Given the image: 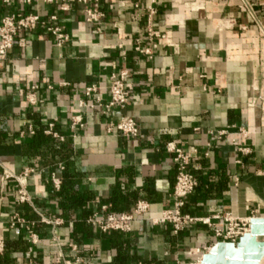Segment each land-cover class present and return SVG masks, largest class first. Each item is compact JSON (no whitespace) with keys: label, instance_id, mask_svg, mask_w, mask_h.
I'll list each match as a JSON object with an SVG mask.
<instances>
[{"label":"crops","instance_id":"crops-1","mask_svg":"<svg viewBox=\"0 0 264 264\" xmlns=\"http://www.w3.org/2000/svg\"><path fill=\"white\" fill-rule=\"evenodd\" d=\"M5 1L0 0V23L8 14L54 15L70 41L59 48L44 29L23 32L9 59L0 62V240L5 246L0 264H61V254L79 255L84 264L194 263L198 256L190 253L216 242L208 228L194 225L174 236L168 226L147 220L174 205L176 168L166 152L170 142L186 151L212 144L209 158L190 167L199 187L185 208L194 216L222 212L264 218V0H156L154 28L166 33L174 47L159 46L152 61L135 52L124 35H146L153 0H100L106 13L101 32L86 22L85 6L76 2L64 13L42 1L29 7ZM121 1L127 2L124 8ZM243 1L255 16L241 10ZM120 71L131 75L133 100L125 110H107L110 77ZM33 85L40 87L37 107L25 101ZM91 86L98 93L86 98L84 90ZM77 116L83 128L73 126ZM125 116L137 121L140 136L106 135V126ZM49 123L63 141L45 134ZM41 128L51 143L34 149L35 130ZM227 128L231 135L221 143L208 134ZM239 128L248 131L247 139ZM53 145L57 154L50 151ZM238 147L251 154L241 155ZM3 168L14 174L38 169L41 174L28 180L34 205L47 218L63 222L56 228L38 224L37 247L30 246L24 228H9L17 213L31 221L39 217L16 205V183L2 180ZM53 172L73 177L71 194L54 190ZM74 196L84 198V210L66 208ZM117 197L124 210L120 214L132 213L138 202L150 204L149 214L119 239L88 224L94 214H105L104 208L114 213L111 203Z\"/></svg>","mask_w":264,"mask_h":264},{"label":"built area","instance_id":"built-area-1","mask_svg":"<svg viewBox=\"0 0 264 264\" xmlns=\"http://www.w3.org/2000/svg\"><path fill=\"white\" fill-rule=\"evenodd\" d=\"M34 1H42L48 4H56L61 12H69V5L71 3H79L85 6L86 22L95 26L97 32H101L100 24L106 19V13L100 8V0H19L22 7H29ZM6 0L5 3H9ZM121 7H125L127 2L121 1ZM157 4L156 0H153L151 6L148 7L146 35L144 37H134L130 35H124V39L130 42L134 51L137 52L143 58L152 61L154 58V51L159 46L174 47V44L170 41L166 33L155 30L153 18L157 11L154 5ZM241 10L249 13L251 16H255V12L250 4L242 2ZM135 9L140 10L139 6H135ZM138 18V16L136 15ZM58 22L57 16H50L47 19H43L37 13H17L6 15L0 23V62H5L9 59V56L14 49L18 37L23 32L36 31L38 29H44L54 39L56 45L61 48L65 46L69 41V36L65 33L62 27L56 25ZM118 34H122V30L117 29ZM131 75L127 71H120L113 74L110 77V101L104 107L105 109L117 108L125 110L131 101L133 95L131 93V85L129 79ZM61 86H68V84H61ZM51 89V87H50ZM40 87L38 85L31 86L26 95L25 101L30 107H37L40 103L38 94ZM98 93L96 86L85 88L84 95L89 98ZM97 102L101 105L100 98H97ZM81 107H86L84 102L80 103ZM73 126H79L83 128V120L81 116L72 118ZM234 128V127H233ZM231 128L219 130L216 132H209L210 137L215 138L218 143L224 142L229 139ZM196 132L199 129H195ZM28 133L33 135L34 129L31 125L28 126ZM106 135H117L125 139H137L140 136V127L135 119L130 116L121 118L118 123H110L106 126ZM45 134L55 139L63 141V138L55 131V124L49 123L45 131ZM238 134L242 138L247 139L249 133L244 128L238 129ZM232 144L236 146V141L232 140ZM212 144L208 143L206 148L199 150L191 148L186 151L184 148L179 147L176 143L170 142L166 146V152L172 156L173 162L176 168L175 185L172 192V198L174 199V205L172 209L164 211L157 218L147 219L153 226H168L174 236L180 235L187 228L194 225H201L211 232L212 238L216 240L214 244L209 247L197 249L194 253L198 256L196 261L192 264H202V259L211 248L217 243H233L236 244L243 236L250 232L251 221L257 218L256 216H250L248 218H236L230 213H217L211 217H197L190 216L184 213L186 201L188 198L194 195L199 187L198 178L192 173L190 167L192 162L200 159L201 157L209 158ZM238 152L243 156L251 154V150L246 147H238ZM238 161V164H241ZM58 169L63 172L65 167L60 164ZM41 172L36 168H26L20 174H14L9 170L3 168L2 180H14L16 183V205L20 208H31L39 217V221H31L28 218L23 217L17 213L12 217L10 222V229L24 228L28 235V243L31 247H37L41 240L37 233L38 224H45L53 228L59 227L63 224L61 220H51L41 213L34 205L33 198L29 192L28 180L32 177L39 176ZM50 183L54 190L59 192L62 187V180L59 175L53 172L50 176ZM105 214H94L88 220V224L97 227L104 234H111L113 232L131 233L133 223L137 220L145 218L150 212V204L145 201L138 202L132 213L115 214L106 213V208L103 209ZM54 241H57L54 239ZM4 242L0 240V255L4 253ZM72 252L78 253L77 246L71 247ZM32 249H30V252ZM84 259L75 255L73 258H67L64 254H61V264H84Z\"/></svg>","mask_w":264,"mask_h":264},{"label":"water","instance_id":"water-1","mask_svg":"<svg viewBox=\"0 0 264 264\" xmlns=\"http://www.w3.org/2000/svg\"><path fill=\"white\" fill-rule=\"evenodd\" d=\"M264 259V219L251 221L250 232L236 244L217 243L202 264H261Z\"/></svg>","mask_w":264,"mask_h":264},{"label":"trees","instance_id":"trees-1","mask_svg":"<svg viewBox=\"0 0 264 264\" xmlns=\"http://www.w3.org/2000/svg\"><path fill=\"white\" fill-rule=\"evenodd\" d=\"M50 143H51V138L44 135V130H42V128L41 130H38V129L35 130V137L33 139V144H32V147L34 149L39 148L41 146H48ZM50 151L53 152L54 154H57L56 152L58 151V149L56 148V146L53 145V148H50ZM61 180H62V187L59 192H61L62 195L71 194L75 187V181L73 180V177L65 173L62 176ZM66 197H71V196H66ZM74 197L76 198L70 203H68L66 205V208L69 210L72 208H82L84 210L85 209L84 198H81L78 196H74ZM111 204L113 206L112 207L113 209H111V212H114L116 214H120L124 212V210H122V208L120 207V204H121L120 197H117V199H115ZM184 209H185L184 213L190 216H194V214L188 210V207ZM88 217H89L88 214H84V221H86ZM37 227L38 229H40L41 225L40 226L38 225ZM85 227L87 226L85 225ZM111 234L118 239L121 237H124V235H127L126 233H120V232H113Z\"/></svg>","mask_w":264,"mask_h":264}]
</instances>
